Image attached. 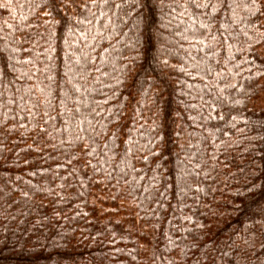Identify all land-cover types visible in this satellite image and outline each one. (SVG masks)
Returning <instances> with one entry per match:
<instances>
[{"label": "trees", "instance_id": "16d2710c", "mask_svg": "<svg viewBox=\"0 0 264 264\" xmlns=\"http://www.w3.org/2000/svg\"><path fill=\"white\" fill-rule=\"evenodd\" d=\"M0 264H264V0H0Z\"/></svg>", "mask_w": 264, "mask_h": 264}]
</instances>
